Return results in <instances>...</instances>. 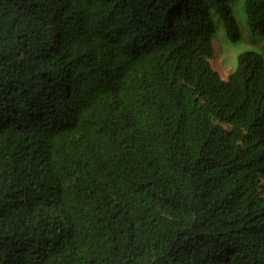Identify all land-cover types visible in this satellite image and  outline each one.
<instances>
[{
	"label": "trees",
	"instance_id": "obj_1",
	"mask_svg": "<svg viewBox=\"0 0 264 264\" xmlns=\"http://www.w3.org/2000/svg\"><path fill=\"white\" fill-rule=\"evenodd\" d=\"M264 0H0V264H264Z\"/></svg>",
	"mask_w": 264,
	"mask_h": 264
},
{
	"label": "rangeland",
	"instance_id": "obj_2",
	"mask_svg": "<svg viewBox=\"0 0 264 264\" xmlns=\"http://www.w3.org/2000/svg\"><path fill=\"white\" fill-rule=\"evenodd\" d=\"M233 8L242 33V39L237 44L229 43L221 21L217 16H213L215 35L212 41L213 51L210 64L224 81L227 80L229 74L234 70L236 58L239 54L253 50L259 52L264 57V39L250 36L243 21V14H238L241 13L239 5Z\"/></svg>",
	"mask_w": 264,
	"mask_h": 264
}]
</instances>
